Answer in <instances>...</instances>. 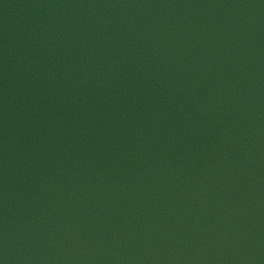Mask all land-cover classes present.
<instances>
[{
    "label": "water",
    "instance_id": "95a60500",
    "mask_svg": "<svg viewBox=\"0 0 264 264\" xmlns=\"http://www.w3.org/2000/svg\"><path fill=\"white\" fill-rule=\"evenodd\" d=\"M0 264H264V0H0Z\"/></svg>",
    "mask_w": 264,
    "mask_h": 264
}]
</instances>
